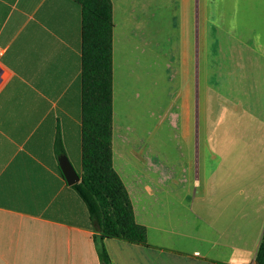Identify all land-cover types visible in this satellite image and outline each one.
I'll return each instance as SVG.
<instances>
[{
  "label": "crops",
  "instance_id": "obj_1",
  "mask_svg": "<svg viewBox=\"0 0 264 264\" xmlns=\"http://www.w3.org/2000/svg\"><path fill=\"white\" fill-rule=\"evenodd\" d=\"M80 44L74 1L0 0V64L9 71L0 86V264H102L87 208L55 152L59 136L79 166ZM112 59L114 83L121 64L113 32ZM112 113L113 167L146 243L104 238L110 264H255L264 228V114L257 143L252 136L244 150L225 153L240 176L218 184L179 182L152 155L121 152Z\"/></svg>",
  "mask_w": 264,
  "mask_h": 264
},
{
  "label": "rangeland",
  "instance_id": "obj_2",
  "mask_svg": "<svg viewBox=\"0 0 264 264\" xmlns=\"http://www.w3.org/2000/svg\"><path fill=\"white\" fill-rule=\"evenodd\" d=\"M112 1L120 151L152 155L179 182L240 176L224 156L261 132L264 0Z\"/></svg>",
  "mask_w": 264,
  "mask_h": 264
},
{
  "label": "trees",
  "instance_id": "obj_3",
  "mask_svg": "<svg viewBox=\"0 0 264 264\" xmlns=\"http://www.w3.org/2000/svg\"><path fill=\"white\" fill-rule=\"evenodd\" d=\"M72 1L81 10V133L79 166L74 167L79 181L71 185L87 208L99 259L102 264H110L104 238L145 244L146 229L136 222L129 194L112 163V3ZM55 152L57 156L64 154L59 136ZM254 261L264 264V228Z\"/></svg>",
  "mask_w": 264,
  "mask_h": 264
},
{
  "label": "water",
  "instance_id": "obj_4",
  "mask_svg": "<svg viewBox=\"0 0 264 264\" xmlns=\"http://www.w3.org/2000/svg\"><path fill=\"white\" fill-rule=\"evenodd\" d=\"M9 71L0 64V86L7 79ZM59 168L68 184L79 181V175L65 154L58 157Z\"/></svg>",
  "mask_w": 264,
  "mask_h": 264
}]
</instances>
